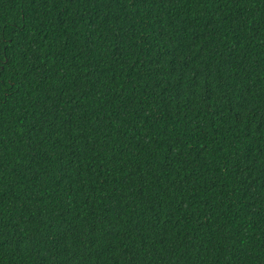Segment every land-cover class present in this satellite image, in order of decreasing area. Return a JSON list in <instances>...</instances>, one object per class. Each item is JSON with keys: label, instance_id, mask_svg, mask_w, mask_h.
<instances>
[{"label": "trees", "instance_id": "obj_1", "mask_svg": "<svg viewBox=\"0 0 264 264\" xmlns=\"http://www.w3.org/2000/svg\"><path fill=\"white\" fill-rule=\"evenodd\" d=\"M0 264H264V0H0Z\"/></svg>", "mask_w": 264, "mask_h": 264}, {"label": "snow or ice", "instance_id": "obj_2", "mask_svg": "<svg viewBox=\"0 0 264 264\" xmlns=\"http://www.w3.org/2000/svg\"><path fill=\"white\" fill-rule=\"evenodd\" d=\"M2 52H3V49H0V54H2ZM0 71H2V69H0Z\"/></svg>", "mask_w": 264, "mask_h": 264}]
</instances>
